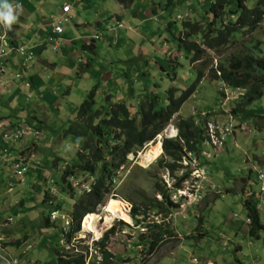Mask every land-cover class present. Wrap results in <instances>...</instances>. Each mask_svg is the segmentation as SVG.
<instances>
[{"label": "rangeland", "instance_id": "obj_1", "mask_svg": "<svg viewBox=\"0 0 264 264\" xmlns=\"http://www.w3.org/2000/svg\"><path fill=\"white\" fill-rule=\"evenodd\" d=\"M64 1L71 4L72 11L66 15L67 22L62 23L61 35L73 31L74 35H85L87 40L88 35H97L99 38L94 41L97 48L91 53L80 46L68 47L62 41L50 39L48 45L54 56L58 47L66 49L64 53L71 57L73 51L74 56L81 52L73 60L50 58L56 62V73L48 91L57 101L53 103L45 96L38 102L35 93L23 86L14 102L0 100V118L22 131V136L12 142L11 157L19 155L30 165L22 172L15 171L11 160H3L0 165V264L54 262L57 251L62 255L82 254L84 264H102L98 242L109 230L113 231L105 249L112 255L110 264H261L264 232L258 240L249 237L241 199L256 202L264 224V178L258 179L259 170L264 175V120L233 116L230 109L238 104L245 89L228 88L214 79L211 71L228 65L234 56L250 52L256 42L264 51V13L254 29L235 33L229 44L207 49L199 61H194V53L187 56L178 48L177 38H183L191 30L184 29V22L203 27L212 19L209 6L214 0H173L169 6L168 0H136L123 13L114 0ZM245 1L251 6L255 2ZM61 2L52 0L49 11L54 17L58 16ZM81 4L82 8L78 6ZM115 13L121 16V21L116 20ZM49 17L44 15L48 21H54ZM113 19L122 26L112 22L113 29L108 28L106 24ZM222 19L223 26L228 22L226 14ZM187 40L202 43L196 34ZM26 56L23 53L21 63ZM34 59L32 56L31 62ZM28 65L26 61L25 66ZM200 69L202 77L197 80L196 72ZM59 74L67 75L66 80L61 76L59 80ZM192 85L193 92L163 129L152 140L136 147L135 152L128 153L124 162L113 169L112 178L106 182L108 189L94 207L95 214L87 215L82 222L81 218L79 229L67 240L74 222L71 216L74 205L91 190L94 182L78 167L73 168L75 175L64 179L68 182L61 176L68 165L78 161L84 142L83 137L66 130L70 127L86 130L90 124L84 118H76L82 100L92 92L93 110L108 111L116 103H124L130 114L139 118L145 100L153 99L157 108L165 107L171 89L176 90L177 97ZM248 109L264 112V88L261 97ZM99 115L92 124L102 117ZM184 121L192 123L189 128L182 124ZM179 124L183 131L193 134L202 164L200 157L179 139ZM169 126L175 130L174 136L166 133ZM165 138L177 139L182 147V157L174 162L177 168L173 173L165 167L172 162L162 147ZM153 144L158 153L150 160L146 153ZM20 148L24 149L19 152ZM86 155L89 156V151ZM111 159L108 154L106 161ZM101 164L96 165L97 173ZM247 175L253 185L242 190L245 182L236 178ZM164 190H168L167 200L162 195ZM115 202L129 214V221L116 214L107 222ZM133 205L139 214L134 215ZM55 209L68 224L57 219L58 213H52ZM49 213L50 221L46 222ZM86 218L91 219L90 230L82 235ZM153 224L160 225L162 232ZM61 226L65 227L64 237ZM155 234H159L156 242L151 239ZM151 242L154 247L148 251Z\"/></svg>", "mask_w": 264, "mask_h": 264}, {"label": "trees", "instance_id": "obj_2", "mask_svg": "<svg viewBox=\"0 0 264 264\" xmlns=\"http://www.w3.org/2000/svg\"><path fill=\"white\" fill-rule=\"evenodd\" d=\"M114 1L128 8L135 0ZM224 1L226 0H214L210 3L209 11L212 14V19L208 20L205 26L201 27L196 24L184 22V29L189 27L191 30H189L190 32H185L186 34L183 38H177L178 48L180 47L187 56L189 53H194L192 58L194 61H199L204 51L207 49L213 50L229 44L230 41L234 40L233 37L235 33L241 32V30L245 31V28L254 29L264 13V0H255L252 6L247 5L245 0H227L228 2L226 1V4H224ZM172 3L173 0H168L166 6L172 5ZM225 6L231 7L230 10H225ZM223 14H226L228 22L222 26ZM189 33L200 36L202 43L199 45L195 42L188 41L187 38L191 35ZM82 47L94 53V46L92 43L91 46L83 45ZM201 70L202 69L196 72L198 76L197 80L202 77ZM211 76L227 85L230 89H245V93L240 96L238 104L230 109L233 116L242 115L245 119L255 116L264 120V112L255 113L248 109L256 99L261 97L264 88V51H262L259 43L256 42L250 52L248 51L240 56L232 57L228 65L216 67L211 71ZM194 85L186 91H182L180 93L181 95L177 97L174 96L176 90L171 89L169 91V101L165 107L157 108L156 102L153 99L145 100L142 102L138 112L140 114L139 118H136L135 115H131L127 105L124 103H116L108 111L100 110V108L93 110L94 96L92 92L82 100L76 118H84L86 121H89L90 124L86 125V130H81L77 127H70L66 130V132L72 133L77 137H83L84 142L82 151L78 153V161L72 166L68 165L67 168L62 171L61 176L63 181H65V178L68 179V177L75 175L73 168L78 167L83 173L93 177L94 182L92 185L89 184L91 190L85 193L84 197L74 205V210L71 213L74 222L68 232L67 239L70 238L74 231L79 229L81 218L89 214H95L93 213L94 207L101 202L103 194L108 189L106 182L112 178L113 169L118 168L120 164L124 162L125 156L128 153L135 152L136 147L141 146L146 141L152 140L156 134L163 129L178 106L193 92ZM97 114H100L99 116L102 115V117H100L95 124H92L91 121ZM182 124H187V128H189L192 123L190 121L188 123L184 121ZM180 127H182L181 124H179V128ZM107 131H109V134L105 137ZM179 139L183 141V144L190 152L200 157L199 164H202V156H200L199 150L195 147L193 134L188 132V130L183 131V129L180 128ZM162 147L164 152L172 158V162L166 163L165 167L173 173L177 168L174 162L180 160L182 157V147L177 139L172 140L166 138L162 142ZM86 151H89L88 157ZM108 154H110L112 158L110 162L106 161V156ZM98 162L102 163L99 168L100 173L96 171ZM259 175L260 172H258V178ZM182 177L183 176L176 182L175 185L177 187L180 186V181L183 179ZM237 180L245 182L242 190L245 189V187L247 188L253 185L249 175L236 178V181ZM69 186L70 184L68 187ZM162 195L163 198L167 200L169 197L168 190H164ZM241 203L246 210V219H248V235L251 239L258 240L260 238V233L264 232V224L260 220L256 202L249 199H241ZM132 209L134 215L139 214V210L136 206L133 205ZM136 221L139 222V220ZM46 222H49L48 218H46ZM153 226L157 228L160 233L162 232L160 225L153 224ZM112 231L113 230H109L104 233L98 242L101 247L102 264H110L109 258L112 257V255L105 249V245ZM158 235L159 234H155V236L151 238L152 241L156 242ZM153 244L154 243L151 242L148 251L153 249ZM55 255L56 260L54 262L50 261L44 264H84V257L82 254L62 255L57 251Z\"/></svg>", "mask_w": 264, "mask_h": 264}, {"label": "crops", "instance_id": "obj_3", "mask_svg": "<svg viewBox=\"0 0 264 264\" xmlns=\"http://www.w3.org/2000/svg\"><path fill=\"white\" fill-rule=\"evenodd\" d=\"M15 2L19 3L18 5L20 7L17 8V12H16L17 20L13 24L14 26L11 32V45L12 47H20L23 49V51L17 52L14 50H10L7 54L4 66L8 74L0 77V82L2 84L0 85V100L8 99L7 101L9 103L14 102L15 98L22 93L21 87L23 86L24 88H26L27 85H25L24 82H29L30 85H28L27 89H29L32 93L33 92L35 93L34 99L36 101L38 100L39 102L40 100H42L43 97L47 96L50 97L53 100L52 102L54 103L55 101H57V98L52 93H49L48 86L51 84V81L54 80V76L56 73L55 72L56 62L54 61V59L51 60L50 58L51 57L54 58L58 56V57H66L73 60L76 59L81 52L80 51L77 52L79 55L74 56L75 52L73 51V56L71 57L66 53H64L66 49H63L62 47H58L57 48L58 53L56 56H54L50 53V47L48 45V41L54 38L57 39L58 41H62L64 46L67 45L68 47L74 45L75 47H79V46L82 47L83 45L88 46L89 43L93 44L94 50L97 47H95L96 46L95 42L89 39L87 40L84 37L85 35L82 36L74 35L75 33H73V31L64 36L61 35L64 31L63 25H62L61 33H54L53 26L56 25L57 22L60 21V19L64 16L63 14H61V5L63 4L70 5V11L67 14H70V12L72 11V6L67 1L62 0L61 5L57 7L58 16L56 17H54V15L51 14V11H49L52 0H15ZM118 5H119L118 9H121L120 11L121 13H123V11L126 10V8H124L121 4ZM136 5L139 6L138 3H136ZM78 6L82 8V4ZM78 6L75 5L74 9H77ZM133 11L135 12L136 10L133 9ZM46 14H49L50 16L49 18H53L54 21L50 22L47 20V18H44V15ZM115 14L117 16L116 20L121 21V16L118 13ZM136 15L140 19L143 18L139 13H137V11H136ZM76 18L78 19V15H76ZM76 22L77 25H79V21ZM112 22H114V19L108 22L106 26H108V28L113 29ZM97 23L99 22L97 21ZM88 36L91 39L92 35H88ZM52 47L56 48V45H52ZM83 50L87 51L85 49ZM23 53L27 54L24 60H27V62H29L28 67L25 66L26 61L21 63ZM32 56H34L35 59L32 60L31 62ZM87 63L88 61L82 64H87ZM14 70H16L18 73H20L21 71L20 73L21 80H18L13 76L14 74L12 73ZM60 76L63 79L67 77V75L59 74V78H58L59 80H61ZM8 89L10 90L9 92ZM38 93L42 94V97H39ZM1 120L2 119H0V121ZM10 124L14 125L11 122ZM14 128L16 129L18 127L15 126ZM13 148L15 149L16 147L14 146ZM21 149L23 150L24 148H20L18 149V151L21 152L20 151Z\"/></svg>", "mask_w": 264, "mask_h": 264}, {"label": "clouds", "instance_id": "obj_4", "mask_svg": "<svg viewBox=\"0 0 264 264\" xmlns=\"http://www.w3.org/2000/svg\"><path fill=\"white\" fill-rule=\"evenodd\" d=\"M136 1V0H135ZM19 3H16L15 0H0V49L2 48L3 49V52L1 54V58H0V77L8 74L7 71H6V68H5V60H6V57H7V54L10 50H14V51H17V52H22L23 49L20 48V47H12L11 45V32L13 30V24L16 22L17 20V16H16V12H17V8L20 7L18 5ZM132 5V4H131ZM64 6H68V9L67 10H64ZM123 6V5H122ZM125 8V7H124ZM70 11V5H67V4H63L61 5V14H63L64 16L60 19V21L57 22L56 25L53 26V31L54 33H61L62 32V23L63 22H66L67 21V13ZM115 22V21H114ZM115 24L117 25V27H121L122 24L121 22H118L116 21ZM56 26H60L61 27V31L60 32H56L54 29ZM99 37L97 35H94L91 37L90 40L92 41H95L97 40ZM5 40L6 41V45H2V40ZM88 46H91V43H89ZM94 50V49H93ZM91 52V51H90ZM24 61H27V60H24ZM20 71V70H19ZM21 73V71H20ZM20 73H18L17 71L13 72V76L18 79V80H21V75ZM26 86V88L28 87L29 82H24ZM27 98V97H26ZM28 99V98H27ZM0 126H9L13 129H15V125H8L6 122H4L3 120L0 121ZM18 129V128H16ZM20 130V129H19ZM22 136V135H21ZM20 136V137H21ZM19 137V138H20ZM13 142V141H12ZM12 142L10 144V146L8 147L9 150L11 151L12 149ZM18 157H20L19 155H17ZM0 165H3V162H0ZM30 165H28L29 167ZM27 167V168H28ZM260 174L263 175V173L259 170ZM264 178V175L262 177H259L258 179H262ZM55 212L58 213V217L57 219H59L61 221V223L63 222L64 223V219H61L60 216H61V213L58 212V210H53ZM52 212V210L50 211V213ZM48 214V221H50L49 217L51 214ZM83 217V216H82ZM248 219H246V222ZM60 231L62 232V236L64 237V226H61V229ZM73 234V233H72ZM71 234V235H72ZM67 239V238H66ZM68 240V239H67ZM264 257V256H263ZM262 257V258H263ZM9 262V261H8ZM11 264V262L9 263ZM261 264H262V260H261Z\"/></svg>", "mask_w": 264, "mask_h": 264}, {"label": "built area", "instance_id": "obj_5", "mask_svg": "<svg viewBox=\"0 0 264 264\" xmlns=\"http://www.w3.org/2000/svg\"><path fill=\"white\" fill-rule=\"evenodd\" d=\"M64 10L68 9V6H64ZM56 32L61 31L60 26H56L54 29ZM2 45H6V41L3 39L2 40ZM3 52V49H0V58L1 54ZM22 135V131L19 129H13L9 126H0V162L4 161H10L11 160V165L12 167L15 168L16 172H22L25 171L28 167V161L22 160L21 157H11V151L9 150V146L11 142L14 139H18ZM263 175L260 174L259 177H262ZM56 213V212H52ZM54 218V217H53ZM248 221V220H247ZM65 224H68V221L64 219ZM65 228V227H64ZM262 264H264V257L262 258Z\"/></svg>", "mask_w": 264, "mask_h": 264}, {"label": "bare ground", "instance_id": "obj_6", "mask_svg": "<svg viewBox=\"0 0 264 264\" xmlns=\"http://www.w3.org/2000/svg\"><path fill=\"white\" fill-rule=\"evenodd\" d=\"M165 131L170 136H174L175 135V130L171 126H169L168 129L165 130ZM157 153H158L157 146H156V144H153L152 147L149 149V151H147L146 156L148 157V159L152 160V159H154L157 156ZM116 214L121 215L122 218L125 219V220H127V221L130 220L129 214L127 212H125L123 210V207H121L117 202H115L111 206V210L108 212L107 222L110 221L111 218L117 216ZM89 215H91V214H89ZM83 218H82L81 222L83 221ZM90 223H91V219L90 218H86V221L84 222V225H83L84 228H83V230L81 231L80 234L83 235V232H86V231H89L90 230Z\"/></svg>", "mask_w": 264, "mask_h": 264}]
</instances>
